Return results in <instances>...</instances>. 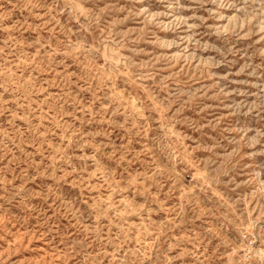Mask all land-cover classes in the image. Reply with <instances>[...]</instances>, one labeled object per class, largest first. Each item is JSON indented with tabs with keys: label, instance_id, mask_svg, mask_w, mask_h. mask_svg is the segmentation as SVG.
Here are the masks:
<instances>
[{
	"label": "rangeland",
	"instance_id": "obj_1",
	"mask_svg": "<svg viewBox=\"0 0 264 264\" xmlns=\"http://www.w3.org/2000/svg\"><path fill=\"white\" fill-rule=\"evenodd\" d=\"M0 264H264V0H0Z\"/></svg>",
	"mask_w": 264,
	"mask_h": 264
}]
</instances>
